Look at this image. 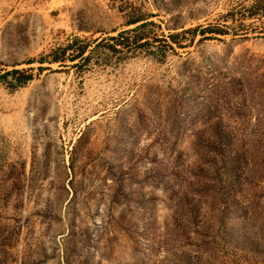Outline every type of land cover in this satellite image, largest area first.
I'll list each match as a JSON object with an SVG mask.
<instances>
[{"label": "rangeland", "instance_id": "374dc122", "mask_svg": "<svg viewBox=\"0 0 264 264\" xmlns=\"http://www.w3.org/2000/svg\"><path fill=\"white\" fill-rule=\"evenodd\" d=\"M254 2L0 0V68L35 73L0 82V264H264ZM199 25L229 33L169 46ZM76 38L82 59L38 61Z\"/></svg>", "mask_w": 264, "mask_h": 264}, {"label": "trees", "instance_id": "16d2710c", "mask_svg": "<svg viewBox=\"0 0 264 264\" xmlns=\"http://www.w3.org/2000/svg\"><path fill=\"white\" fill-rule=\"evenodd\" d=\"M258 16H264V0H255V2L249 7V12L247 14H243V19L247 18H255ZM234 19V18H233ZM244 21V20H243ZM140 23V24H139ZM243 26H246L245 22H242ZM128 24H138L133 30L138 31L143 28H146L148 25H155L156 22L153 20H148V17H145L144 15H140L138 17L131 18L130 21H128ZM227 26V24H225ZM228 27V26H227ZM131 30H123L118 33L117 36H112L110 38L113 43H109L110 49L112 51H118L119 47L126 46L127 43H129L132 40L135 42L142 41L143 39H146L147 36H136V37H131L129 33ZM207 33L211 34H220V35H225L228 34V30L224 29L222 26L218 27H212L211 25L208 26H203L199 25L196 27H191V28H186L183 29L179 32H172L169 34L171 44L169 46L175 50L176 46L179 47H185L187 44H184L182 40H180V36H185L187 37L188 34L191 35L192 39H194L198 34L203 35L201 39H204L205 37H212V36H206ZM83 43V41L79 38H76L73 42L68 43L64 47H60L59 49H56L53 51L52 58H46L47 56H42L41 58L38 59L40 63H66L67 60L70 61H76L78 59H82L85 57V54L90 48L89 43H84L81 46H79V49H77V52L71 56H67V53L69 51H75L73 50L77 43ZM74 53V52H73ZM86 58H89V56H86ZM36 60L33 59L31 62H35ZM1 66V65H0ZM39 70H44V66H40ZM12 76V85L16 87H21L23 85H26L29 83L31 80L35 78V73L33 72L32 69H25V68H13L10 70H2L0 68V82L3 81H9V77Z\"/></svg>", "mask_w": 264, "mask_h": 264}]
</instances>
